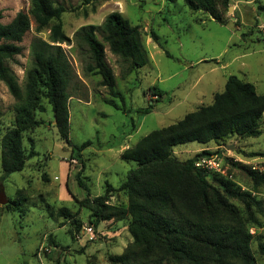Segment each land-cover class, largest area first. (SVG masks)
Returning <instances> with one entry per match:
<instances>
[{
    "label": "rangeland",
    "instance_id": "1",
    "mask_svg": "<svg viewBox=\"0 0 264 264\" xmlns=\"http://www.w3.org/2000/svg\"><path fill=\"white\" fill-rule=\"evenodd\" d=\"M52 1L65 8L61 14L62 29L70 39L58 43L69 64L70 145L59 137L50 104L41 98L44 111L35 113L41 124L23 133V169L3 174L0 165V198L4 200L0 203V264H111L108 256L121 253L132 241L127 230L129 216L100 221L94 226L90 210L80 203L86 191L75 178L81 163L72 157L75 153L71 145L88 142L80 151V159L84 164L82 177L93 198L104 193L106 183L118 187L136 166L134 161L120 158L124 148L150 131L211 103L213 94L224 89L229 75L250 82L256 93L263 94L264 10L259 5H264V0H228L227 7L219 5L225 24L202 10L188 9L183 0ZM28 9L29 0H0L1 22L7 23L18 11ZM113 11L139 26L148 58L144 66L128 72L126 64L104 43L116 95L100 84L98 74L85 70V48L73 41L79 28L89 25L96 28L100 39L99 26ZM35 38L47 40L48 30L35 32L31 21L19 43L20 54L5 60L20 86L25 84L31 67ZM152 86L160 88L163 95H151ZM109 99L118 108L107 103ZM14 104L15 99L0 80V138L14 117ZM149 104V112L137 111ZM222 142L223 155L230 159L223 165V174L231 161L249 169L253 165L264 168V112L258 135H230ZM217 148L219 145L213 141H190L175 145L173 153L183 160L202 149ZM231 168L241 189L260 200L259 206L252 205V210L261 224L248 229L256 264H264V254L259 251V244L264 246V181L254 185L245 171ZM232 201L244 211L241 202ZM108 202L125 206L126 194L114 190ZM86 227L91 231H86Z\"/></svg>",
    "mask_w": 264,
    "mask_h": 264
},
{
    "label": "trees",
    "instance_id": "2",
    "mask_svg": "<svg viewBox=\"0 0 264 264\" xmlns=\"http://www.w3.org/2000/svg\"><path fill=\"white\" fill-rule=\"evenodd\" d=\"M88 2V0H85ZM188 9L202 10L217 22L225 24L219 5L227 7L228 0H183ZM264 10V5H259ZM65 8L52 0H29V9L18 11L2 23L0 12V80L15 99L14 117L0 138V165L3 174L21 171L25 164L22 146L23 133L33 129L40 120L37 111H44L40 99L50 104L58 135L68 145L69 114L67 92L69 64L58 43L70 39L62 29L61 14ZM34 23L35 32L48 30L47 40L35 38L31 45L32 63L26 72V82L20 86L13 70L5 60L20 54L24 35ZM101 38L92 25L82 26L73 41L85 48V70L98 74L100 84L116 95L111 67L105 60L104 43L109 51L126 64L128 72L144 66L147 54L141 42L138 25H132L121 13L110 12L99 26ZM156 98L163 95L157 86L149 88ZM107 103L118 105L114 100ZM123 109V108H122ZM124 110V109H123ZM151 110V104L138 109ZM127 111V110H124ZM264 112V93L258 94L250 82L235 75L226 78L224 89L215 92L211 103L186 113L180 120L150 131L120 153L123 160L134 161L118 187L106 183L104 193L90 198L82 177L84 167L80 146L71 145L72 157L80 160L81 168L75 173L86 196L80 203L90 210L92 223L119 220L129 216L127 230L132 241L121 253L110 254L111 264H256L251 252L252 234L249 226H259L260 219L252 210L260 200L242 190L233 178L232 168L246 172L254 185L264 181V174L231 161L226 174L207 171L194 165L201 157L223 153L222 140L230 135L252 137L260 133ZM210 141L219 145L214 151L202 149L186 159L173 153L177 144ZM230 160L224 157V162ZM230 175V176H229ZM114 190L123 191L125 206L109 203ZM244 205V211L232 201ZM63 213L71 216L66 210ZM80 225V223L78 222ZM260 253L264 246L259 244Z\"/></svg>",
    "mask_w": 264,
    "mask_h": 264
},
{
    "label": "built area",
    "instance_id": "3",
    "mask_svg": "<svg viewBox=\"0 0 264 264\" xmlns=\"http://www.w3.org/2000/svg\"><path fill=\"white\" fill-rule=\"evenodd\" d=\"M224 155L223 153H218L217 154H212L208 157H201L199 159H197L195 162H194V165L197 166V167H200V168H203L207 171H214V172H220V173H224V168H223V165H224ZM251 169L252 170H256L262 174H264V168H261V167H258L256 165H253L251 166ZM86 231H91V228L90 227H86Z\"/></svg>",
    "mask_w": 264,
    "mask_h": 264
},
{
    "label": "water",
    "instance_id": "4",
    "mask_svg": "<svg viewBox=\"0 0 264 264\" xmlns=\"http://www.w3.org/2000/svg\"><path fill=\"white\" fill-rule=\"evenodd\" d=\"M53 122L56 123L55 120H54ZM3 202H4V200H2V199L0 198V203H3Z\"/></svg>",
    "mask_w": 264,
    "mask_h": 264
}]
</instances>
